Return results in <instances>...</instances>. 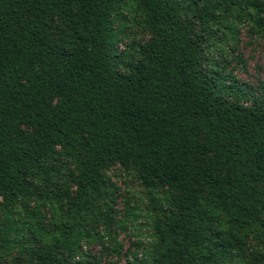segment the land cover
<instances>
[{
  "label": "trees",
  "instance_id": "1",
  "mask_svg": "<svg viewBox=\"0 0 264 264\" xmlns=\"http://www.w3.org/2000/svg\"><path fill=\"white\" fill-rule=\"evenodd\" d=\"M130 22L149 39L120 48ZM243 26L264 0H0V264L120 256L114 165L151 202L126 264H264V87L226 72Z\"/></svg>",
  "mask_w": 264,
  "mask_h": 264
},
{
  "label": "rangeland",
  "instance_id": "2",
  "mask_svg": "<svg viewBox=\"0 0 264 264\" xmlns=\"http://www.w3.org/2000/svg\"><path fill=\"white\" fill-rule=\"evenodd\" d=\"M117 26L121 29L120 48H124L132 40L143 42L149 39L148 34L131 22L126 26L118 23ZM226 59V72L233 76L243 88L250 90L249 98L253 100L254 95L261 96L262 87H264V33L256 34L249 26L241 27L238 40L227 50ZM106 174L109 183L114 185L112 190L115 213L108 220L106 231L110 236L109 239H105V243L115 246L118 242L121 245V255H103L99 264H126V260L132 259L134 255L137 254L140 257L142 248L150 240L148 210H150L151 202L144 196L138 180L124 172L119 165L108 169ZM42 212L47 218V209H43ZM1 216L0 212V218ZM101 229L102 227L99 228ZM88 249L96 258L103 254V248L97 242L89 245ZM12 256H19V250L15 249ZM10 260V257H4L2 263H9Z\"/></svg>",
  "mask_w": 264,
  "mask_h": 264
}]
</instances>
